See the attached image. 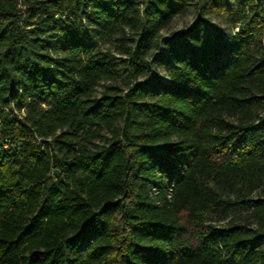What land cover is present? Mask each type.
<instances>
[{"label":"trees","instance_id":"1","mask_svg":"<svg viewBox=\"0 0 264 264\" xmlns=\"http://www.w3.org/2000/svg\"><path fill=\"white\" fill-rule=\"evenodd\" d=\"M19 6L0 0V264H264V0ZM190 9L156 61L169 81L112 84L87 29L138 80Z\"/></svg>","mask_w":264,"mask_h":264},{"label":"rangeland","instance_id":"2","mask_svg":"<svg viewBox=\"0 0 264 264\" xmlns=\"http://www.w3.org/2000/svg\"><path fill=\"white\" fill-rule=\"evenodd\" d=\"M25 1L26 0H20L19 8H21L22 10H25L24 7ZM197 17H198V13L194 9H190L186 14L177 17L175 21L167 29L162 31L159 40L155 44L153 50L145 55V58L148 62H153L151 71H149L145 76H141L138 80L135 79V73H134L135 68L131 64L132 61L129 58L125 56H121L117 53V48L119 43L117 42L116 37L102 38L100 30H95V29L92 30L87 29L86 36L88 35L89 40L93 42L96 48H100L102 50L108 51L116 56L120 65L121 77L112 84L120 86L123 90L127 92V90L131 86H133L137 81L140 83L148 82L152 79V77L155 74L158 75L161 78V80L165 82L169 81L168 68H161L158 62L156 61L163 51L165 42L175 39L184 30L192 27ZM210 21L219 27H223L216 18H210ZM130 35H132V33H130ZM108 84L109 83H103V85H108ZM103 90H104V86H100L98 88L97 91L98 97L101 96ZM100 130H101L100 134L98 136H95L90 144L92 148L93 146L107 145L113 140L111 128L102 127L100 128ZM61 175L62 174L60 173L59 176ZM230 219L231 218L222 221L217 220V225L224 226L230 221Z\"/></svg>","mask_w":264,"mask_h":264},{"label":"water","instance_id":"3","mask_svg":"<svg viewBox=\"0 0 264 264\" xmlns=\"http://www.w3.org/2000/svg\"><path fill=\"white\" fill-rule=\"evenodd\" d=\"M56 177L59 178V171H56Z\"/></svg>","mask_w":264,"mask_h":264}]
</instances>
